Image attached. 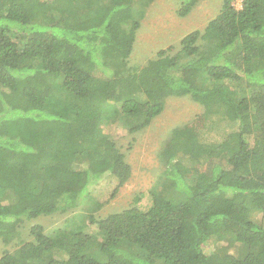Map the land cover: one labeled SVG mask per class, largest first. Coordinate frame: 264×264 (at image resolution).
<instances>
[{"label":"trees","instance_id":"trees-1","mask_svg":"<svg viewBox=\"0 0 264 264\" xmlns=\"http://www.w3.org/2000/svg\"><path fill=\"white\" fill-rule=\"evenodd\" d=\"M154 1L0 0V264H264V0H224L177 50L131 68ZM179 2L184 18L198 0ZM169 98L200 105L202 128L188 150L165 141L147 192L119 213L90 212L97 235L69 219L21 239L25 221L74 210L128 171L103 126L142 132ZM220 124L230 130L201 139Z\"/></svg>","mask_w":264,"mask_h":264},{"label":"rangeland","instance_id":"rangeland-1","mask_svg":"<svg viewBox=\"0 0 264 264\" xmlns=\"http://www.w3.org/2000/svg\"><path fill=\"white\" fill-rule=\"evenodd\" d=\"M223 1L198 0L186 17L179 18L176 15L179 0H155L146 9L145 17L137 31L133 51L129 57V66L131 68L143 66L153 59L158 51L168 47L172 46L177 50L181 38L191 32L202 31L207 23L218 15ZM240 2L241 0L235 1L236 9H240ZM202 115L203 108L189 98H169L164 111L142 132L130 135L119 124L103 126L104 133L116 142L125 156L128 171L121 166L113 172L116 179L120 178L121 184L117 187L115 177L105 176L90 188V197L85 203L87 205L84 204L65 214L57 213L25 221L21 228V239L30 240L27 235L28 229L32 226L40 225L47 233H54L58 229H63L69 219H74V225H85L90 234L97 235L95 227L87 220L88 214L92 212L94 217L103 218L131 207L136 195L147 192L160 175L163 168L157 153L165 141L172 139L178 146L188 150L191 147L190 136L193 131H201ZM205 127L202 135L200 132L201 139L205 141L218 140L221 135L219 132L226 133L230 130L229 127L220 124L214 127L212 133H208ZM115 187L116 193L109 200ZM93 202L103 205L97 210L90 211ZM258 222L264 227V222L261 220ZM10 247L8 248L11 251L15 248ZM2 249L0 247V252ZM210 249L205 248L206 251Z\"/></svg>","mask_w":264,"mask_h":264}]
</instances>
